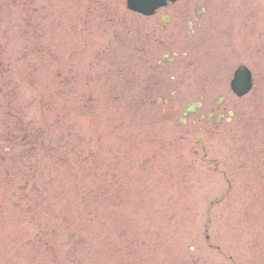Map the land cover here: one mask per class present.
I'll use <instances>...</instances> for the list:
<instances>
[{
  "label": "rangeland",
  "instance_id": "obj_1",
  "mask_svg": "<svg viewBox=\"0 0 264 264\" xmlns=\"http://www.w3.org/2000/svg\"><path fill=\"white\" fill-rule=\"evenodd\" d=\"M210 1L165 25L126 0H0V264H264V47L245 59L238 25L216 80ZM243 59L257 80L237 98ZM220 95L233 121L181 122Z\"/></svg>",
  "mask_w": 264,
  "mask_h": 264
},
{
  "label": "flooded vegetation",
  "instance_id": "obj_2",
  "mask_svg": "<svg viewBox=\"0 0 264 264\" xmlns=\"http://www.w3.org/2000/svg\"><path fill=\"white\" fill-rule=\"evenodd\" d=\"M203 11H204L205 15H207L208 9L204 8ZM237 11H239V9H237ZM213 18H214V23L219 26L220 25V21L218 19V16L215 15V16H213ZM248 24H250V21L248 19H246L245 17L234 18L232 20V22L230 23L231 28H232L233 31H235V28L238 25H243V27L245 28ZM218 111H219V113H223V114L229 112L228 110H226V107H219V106H218Z\"/></svg>",
  "mask_w": 264,
  "mask_h": 264
},
{
  "label": "water",
  "instance_id": "obj_3",
  "mask_svg": "<svg viewBox=\"0 0 264 264\" xmlns=\"http://www.w3.org/2000/svg\"><path fill=\"white\" fill-rule=\"evenodd\" d=\"M134 2H135V3H141V2H142V0H134ZM139 5H142V4H139ZM191 106L193 107L194 105H192V104H189L188 106H186V110L188 111V110H189V108H190Z\"/></svg>",
  "mask_w": 264,
  "mask_h": 264
},
{
  "label": "bare ground",
  "instance_id": "obj_4",
  "mask_svg": "<svg viewBox=\"0 0 264 264\" xmlns=\"http://www.w3.org/2000/svg\"><path fill=\"white\" fill-rule=\"evenodd\" d=\"M184 264H185V262H184Z\"/></svg>",
  "mask_w": 264,
  "mask_h": 264
}]
</instances>
